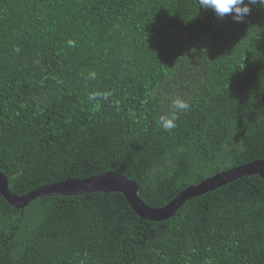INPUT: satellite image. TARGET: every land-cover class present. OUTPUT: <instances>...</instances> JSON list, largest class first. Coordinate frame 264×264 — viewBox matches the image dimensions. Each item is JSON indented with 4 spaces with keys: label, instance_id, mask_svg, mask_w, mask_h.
I'll list each match as a JSON object with an SVG mask.
<instances>
[{
    "label": "trees",
    "instance_id": "obj_1",
    "mask_svg": "<svg viewBox=\"0 0 264 264\" xmlns=\"http://www.w3.org/2000/svg\"><path fill=\"white\" fill-rule=\"evenodd\" d=\"M177 97L189 107L164 130ZM263 98L259 6L236 23L198 0H0V172L19 197L116 173L163 208L264 159ZM0 264H264V179L238 178L162 222L121 193L24 209L0 194Z\"/></svg>",
    "mask_w": 264,
    "mask_h": 264
},
{
    "label": "water",
    "instance_id": "obj_2",
    "mask_svg": "<svg viewBox=\"0 0 264 264\" xmlns=\"http://www.w3.org/2000/svg\"><path fill=\"white\" fill-rule=\"evenodd\" d=\"M258 175L264 179V159L245 164L192 186L178 195L163 208H152L139 197V185L135 181L116 174L104 173L84 180L69 179L60 183L43 186L26 196L19 197L9 190L7 176L0 172V194L14 208L24 209L39 197H73L89 193H121L134 212L144 220L162 222L172 218L184 203L208 193L244 176Z\"/></svg>",
    "mask_w": 264,
    "mask_h": 264
},
{
    "label": "clouds",
    "instance_id": "obj_3",
    "mask_svg": "<svg viewBox=\"0 0 264 264\" xmlns=\"http://www.w3.org/2000/svg\"><path fill=\"white\" fill-rule=\"evenodd\" d=\"M199 8L212 10L217 18L223 19L226 16H231L236 23H244L246 17L251 14L253 6L264 8V0H198ZM70 45L73 41L68 42ZM189 104L177 97L172 102L171 115H162L159 119V125L164 130H171L176 127L177 113L188 109Z\"/></svg>",
    "mask_w": 264,
    "mask_h": 264
},
{
    "label": "flooded vegetation",
    "instance_id": "obj_4",
    "mask_svg": "<svg viewBox=\"0 0 264 264\" xmlns=\"http://www.w3.org/2000/svg\"><path fill=\"white\" fill-rule=\"evenodd\" d=\"M264 99V98H263Z\"/></svg>",
    "mask_w": 264,
    "mask_h": 264
}]
</instances>
